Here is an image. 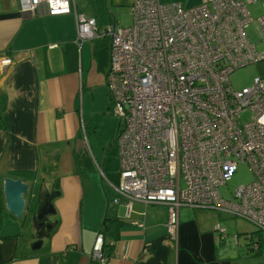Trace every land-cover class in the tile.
<instances>
[{
    "label": "crops",
    "instance_id": "1",
    "mask_svg": "<svg viewBox=\"0 0 264 264\" xmlns=\"http://www.w3.org/2000/svg\"><path fill=\"white\" fill-rule=\"evenodd\" d=\"M160 1L193 6L200 0ZM74 3L99 29L118 24V14L130 7V0ZM20 6V0H0V185L5 177L21 178L30 190L18 219L5 209L2 187L0 264H93L98 232L106 264H264V253L250 252L245 237L239 243L244 232L236 233L235 242L227 230L220 239L216 210L181 208L177 242L165 229V205L134 202L125 216L123 204L112 202L118 182L93 178L96 170L103 178L105 171L113 172L111 162L119 169L117 150L112 151L119 120L106 86L110 37L78 44L74 13L49 15L41 3L29 16ZM5 57L12 64L2 66ZM41 184L60 191L50 217L56 225L40 249L32 250L35 206H28Z\"/></svg>",
    "mask_w": 264,
    "mask_h": 264
},
{
    "label": "built area",
    "instance_id": "2",
    "mask_svg": "<svg viewBox=\"0 0 264 264\" xmlns=\"http://www.w3.org/2000/svg\"><path fill=\"white\" fill-rule=\"evenodd\" d=\"M255 1L200 0L184 6L131 0L130 25L99 29L93 17L77 11L74 0H20L21 12L29 16L41 3L49 15L74 13L78 44L110 37L106 86L119 120L114 140L119 182L112 185V202L123 204L126 217L134 202L165 205V229L174 242L181 207L240 216L264 231V75L241 89L228 80L237 68L264 61V47H258L264 14L257 18V39L246 33L253 21L247 6ZM10 64L9 57L1 61ZM239 163L253 179L224 199L219 187ZM215 230L225 237L224 227L217 224ZM103 244L98 232L93 264H106Z\"/></svg>",
    "mask_w": 264,
    "mask_h": 264
},
{
    "label": "rangeland",
    "instance_id": "3",
    "mask_svg": "<svg viewBox=\"0 0 264 264\" xmlns=\"http://www.w3.org/2000/svg\"><path fill=\"white\" fill-rule=\"evenodd\" d=\"M130 4H131V0H130ZM247 8L251 14V17L253 18V21L247 27L246 33H247V36L250 38V40L255 41L257 39V26H258L257 18L260 17L262 14H264V0H256L254 3L249 4ZM104 11L106 13H110L113 15V13H111V11L108 10V8H105ZM130 12H131L130 7L126 11H123V12L121 11L118 14L119 21L117 25H121V26L130 25L132 22V16ZM108 44H109V41H108ZM258 47L260 48L264 47V41L260 42L258 44ZM257 75H264V61L251 63L243 67L237 68L236 70H234L233 72L229 74L228 80L233 89H241L242 87L250 86L253 82V78ZM112 112H113V107H112ZM116 150L118 153V147L116 145H113L112 151L116 152ZM84 156H85L84 159L86 161L87 160L86 152ZM109 167L112 168L111 170L113 172L108 173L109 171H105L106 177L103 178L102 177L103 175H101L100 171L96 170V172H93L94 174L96 173L95 174L96 176H94L93 178L95 179L97 177V180L98 181L101 180L103 184L106 183V178L112 180L115 183L119 182V169L117 171V165H115V162H111ZM252 179H253V176L248 166L244 163H239L237 166V169L234 171V173H232L231 177L227 180L226 184L221 185L219 187L220 195L224 199H230L232 198L233 193L237 186L249 183L250 181H252ZM137 208L138 207H136V204H135L134 209H137ZM181 208H185L188 211L203 210V209H197V208H191V207H181ZM218 213L221 214L220 215L221 226L224 227L229 233H234L233 237L238 236L236 235L237 232L249 233L257 229V227L253 223H251L250 221H248L247 219L243 217H240V216L232 217L228 213H225V212H218ZM258 235L261 241V245L262 247H264V231L260 230ZM244 237H245L244 235L238 236V239L240 240L239 242L240 244L244 242Z\"/></svg>",
    "mask_w": 264,
    "mask_h": 264
},
{
    "label": "water",
    "instance_id": "4",
    "mask_svg": "<svg viewBox=\"0 0 264 264\" xmlns=\"http://www.w3.org/2000/svg\"><path fill=\"white\" fill-rule=\"evenodd\" d=\"M2 187L5 209L14 217L21 219L27 207L25 196L30 190L29 184L21 178L5 177ZM59 194L60 191L53 187L47 188L41 184L36 194L31 193L30 195L32 202L28 208L33 203L35 206L31 214V224L35 232V238L30 246L32 250L40 249L43 239L49 236L56 225V221L51 220L50 217L56 212L54 200Z\"/></svg>",
    "mask_w": 264,
    "mask_h": 264
},
{
    "label": "trees",
    "instance_id": "5",
    "mask_svg": "<svg viewBox=\"0 0 264 264\" xmlns=\"http://www.w3.org/2000/svg\"><path fill=\"white\" fill-rule=\"evenodd\" d=\"M0 183H1V179H0ZM0 194H2L1 185H0ZM31 201H32V199H31ZM29 209L31 210V207ZM104 223H106V222H104ZM259 232H260V230L255 229V230H253V231L248 233L250 235L249 237L246 236L247 233H244V236H245V239H246V247H247V249L250 252H252L253 254H256V255H261L262 253H264V250H262L261 241H260L259 235H258ZM253 240H254V242L257 243V248L256 249L253 248Z\"/></svg>",
    "mask_w": 264,
    "mask_h": 264
}]
</instances>
